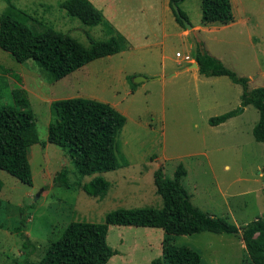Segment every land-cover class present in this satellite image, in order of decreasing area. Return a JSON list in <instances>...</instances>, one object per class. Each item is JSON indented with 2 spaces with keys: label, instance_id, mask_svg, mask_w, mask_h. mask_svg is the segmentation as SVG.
<instances>
[{
  "label": "rangeland",
  "instance_id": "1",
  "mask_svg": "<svg viewBox=\"0 0 264 264\" xmlns=\"http://www.w3.org/2000/svg\"><path fill=\"white\" fill-rule=\"evenodd\" d=\"M63 1L0 0V14L10 2L25 11V25L37 34L51 26L86 46L87 34L99 41L119 34L129 47L60 81H52L36 62L18 63L0 49V89L2 80L8 85L0 106L12 104V89H25L39 137L29 152L33 186L0 169V264L39 262L72 222L101 224L121 209H162L155 174L162 170L165 179L173 180L180 166L187 171L182 186L205 212L238 228L264 218V143L253 136L259 112L242 106L241 85L225 76L205 77L194 68L183 72L190 63L176 56L191 55L201 44L210 56L249 79L250 90L264 88V0H231L235 22L210 27L202 25V0H185L180 8L193 30L176 22L171 0H90L113 34L107 24L90 27L70 17L60 6ZM136 77L145 80L135 84ZM72 98L107 103L127 118L118 137L121 168L101 174L111 184L104 197L55 183L64 169L73 183L93 179L79 177L68 152L48 143L52 104ZM233 110L239 115L219 126L209 124ZM166 238L161 229L111 226L108 243L117 254L108 264H168ZM172 243L195 249L203 264H250L244 243L234 235L204 232L174 236Z\"/></svg>",
  "mask_w": 264,
  "mask_h": 264
},
{
  "label": "trees",
  "instance_id": "2",
  "mask_svg": "<svg viewBox=\"0 0 264 264\" xmlns=\"http://www.w3.org/2000/svg\"><path fill=\"white\" fill-rule=\"evenodd\" d=\"M185 0H171L176 22L186 30L173 4L180 8ZM67 14L84 25L94 27L107 24L111 34L114 28L105 21L104 15L90 0H65L60 4ZM181 15L188 20L181 10ZM24 10L9 2L0 14V49L15 61L24 64L34 61L50 74L52 81H60L87 64L101 58L126 51L129 41L124 35L110 40H95L87 34L89 46L69 34L51 26H44L42 33L33 32L24 21ZM235 22L231 0H202V25L228 26ZM191 57L199 65V73L205 77H228L243 87L242 106H253L260 114L253 136L264 143V88L250 90L249 79L238 76L224 63L210 56L199 44ZM5 72H8L5 70ZM9 73V72H8ZM17 81L21 78L14 74ZM0 89L7 90V83ZM136 88V85H133ZM12 104L0 106V169L23 184L33 186V172L29 160L31 147L39 143L36 120L31 110L28 92L16 87L9 92ZM54 120L49 125L48 143L66 150L75 166L76 174L93 177L88 183L71 182L69 171L64 169L55 177L61 187L77 188L90 197H104L110 182L101 174L121 168L119 163L118 137L127 118L107 103L85 98H72L52 104ZM233 110L211 118V126H219L239 115ZM264 172V168H263ZM99 176H95V175ZM187 171L180 166L174 179H165L162 170L155 174L157 193L163 199V208L121 209L109 214L101 224L72 222L60 239L45 250L41 260L34 264H108L117 253L108 243L111 226H133L161 229L167 235L163 255L168 264H203L202 256L188 246H176L174 236H191L204 232L237 236L245 245L250 264H264V218L238 228L227 220L211 215L193 204L191 196L182 186ZM3 184L0 181V194ZM4 203L0 198V209ZM155 264H163L161 261Z\"/></svg>",
  "mask_w": 264,
  "mask_h": 264
},
{
  "label": "water",
  "instance_id": "3",
  "mask_svg": "<svg viewBox=\"0 0 264 264\" xmlns=\"http://www.w3.org/2000/svg\"><path fill=\"white\" fill-rule=\"evenodd\" d=\"M173 6H174V9H175L177 15H178V16L182 19V21L184 22V25H185L186 29H187V30H193L194 28H193L192 25L189 23V21L181 15L180 8H179L176 4H173ZM193 68L199 70V65H198L197 62H194V63H193ZM144 80H145V78H142V77H136L134 82H135V84H139L140 82H142V81H144Z\"/></svg>",
  "mask_w": 264,
  "mask_h": 264
},
{
  "label": "built area",
  "instance_id": "4",
  "mask_svg": "<svg viewBox=\"0 0 264 264\" xmlns=\"http://www.w3.org/2000/svg\"><path fill=\"white\" fill-rule=\"evenodd\" d=\"M177 58L179 59H183L184 58V61L188 62V63H192L193 62V58L191 57V55H186V56H183L181 53H177Z\"/></svg>",
  "mask_w": 264,
  "mask_h": 264
},
{
  "label": "crops",
  "instance_id": "5",
  "mask_svg": "<svg viewBox=\"0 0 264 264\" xmlns=\"http://www.w3.org/2000/svg\"><path fill=\"white\" fill-rule=\"evenodd\" d=\"M194 63V62H193ZM193 63L192 64H190V67H188L186 70H184L183 72H186V71H189V70H194L193 69ZM194 71H196V72H199L197 69H195Z\"/></svg>",
  "mask_w": 264,
  "mask_h": 264
},
{
  "label": "clouds",
  "instance_id": "6",
  "mask_svg": "<svg viewBox=\"0 0 264 264\" xmlns=\"http://www.w3.org/2000/svg\"><path fill=\"white\" fill-rule=\"evenodd\" d=\"M192 63H193V62H192ZM192 63H191V64H192Z\"/></svg>",
  "mask_w": 264,
  "mask_h": 264
}]
</instances>
